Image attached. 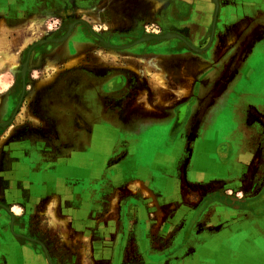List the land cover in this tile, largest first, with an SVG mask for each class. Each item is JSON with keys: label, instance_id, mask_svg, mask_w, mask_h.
Wrapping results in <instances>:
<instances>
[{"label": "rangeland", "instance_id": "rangeland-1", "mask_svg": "<svg viewBox=\"0 0 264 264\" xmlns=\"http://www.w3.org/2000/svg\"><path fill=\"white\" fill-rule=\"evenodd\" d=\"M217 1L0 2V264H189L217 205H263L256 105L239 115L248 152L234 144L222 156L243 161L234 189L208 188L206 176L223 167L192 168L220 96L199 82ZM249 69L219 104L226 117L238 114L236 94L264 86V58ZM183 106L187 118L172 132Z\"/></svg>", "mask_w": 264, "mask_h": 264}, {"label": "crops", "instance_id": "crops-1", "mask_svg": "<svg viewBox=\"0 0 264 264\" xmlns=\"http://www.w3.org/2000/svg\"><path fill=\"white\" fill-rule=\"evenodd\" d=\"M0 2L5 6L7 3L10 5L26 0H0ZM225 3L219 16V33H224L229 40L231 38L224 52L233 51L230 62L227 63L231 75L226 77L232 81L239 73L248 74L251 58L256 56V52L264 51V0H225ZM258 57L264 58L262 54ZM258 88L263 94L264 86ZM257 102L261 104L260 100ZM244 106L240 107L241 114L244 112ZM234 144L238 146L236 142ZM236 153H238L237 149ZM242 162V159L235 155L224 158L222 167L226 168L225 175L208 174L206 176V181L209 182L208 188L212 185L217 187L221 185L220 188H212L211 191L214 193L224 191V188L231 190L226 188L230 185L234 189L241 180L239 174L243 170V165H240ZM234 194L239 195L244 192ZM217 206L216 212L212 213L213 224L201 226L199 234H196L197 236L191 241L195 248L194 255L188 258L193 260H188L192 262L189 264H196L195 259H202L206 264H264V203L257 210L229 204ZM222 215L223 218L220 217ZM218 223L219 229L213 230L212 225Z\"/></svg>", "mask_w": 264, "mask_h": 264}, {"label": "flooded vegetation", "instance_id": "flooded-vegetation-1", "mask_svg": "<svg viewBox=\"0 0 264 264\" xmlns=\"http://www.w3.org/2000/svg\"><path fill=\"white\" fill-rule=\"evenodd\" d=\"M217 2H218L217 4L218 8H217V11H215L214 13V19H215V26H214V35H215L214 40L215 41L214 42L215 44L212 46V48L210 49L208 48V54H207L209 58L208 61L211 64V66L206 71L207 72L206 75L204 76L201 75L199 77V82L201 83L203 81V78L204 79L206 78L207 81L211 83L212 85L216 84L215 86H212V85L211 87L209 86L210 89L207 88V86L206 88L209 92L208 93L209 95L220 94V96L218 97V100L216 101L214 110H211V112L209 113V116H207L206 123L204 124V128L202 131L203 133L201 134V137L197 144L198 148L192 157V161H193L192 168L193 169L198 168L200 170V174H204L205 171L207 170V167L211 163H215L216 166H218L219 168H222V166L224 165V163H222L223 162L222 156H224L223 154L227 151V147L229 146L233 147L235 142L238 145L237 151H238V154L240 153L239 155H242L245 151L248 152V148H247L248 144H246L247 140L245 141V139L240 138V135L243 133L242 132L243 129L240 125L241 122H240V117H239V115L241 114L240 113L241 106L245 105L243 109L244 112L242 114H245L248 111L247 108H248V105L250 104L256 105L257 108H260L261 112H264V97L262 96L264 95V93L262 94L261 89H259L258 92L253 91V89H251L249 93L236 94L239 101H237L234 104V107L238 109V114H232L231 116L226 117L224 115V112L221 111L222 109L219 107V104L224 100L223 99L224 95L232 91V88L235 85L234 81H236V78L240 75V73L232 81H229L226 78L227 76H229V70H230V69L228 70L227 68V63L230 62L233 51L228 50L227 53L224 52V55L220 59L218 60L216 59L218 54L221 55V53L223 52V48L224 46L227 45V42H229V38H227L228 36H226L224 33H219V30H220L219 29V16H220L221 10L223 9V6L226 3H225V0H218ZM220 39H222L223 42H221ZM256 53L257 54L255 57H258V55L260 56V54L264 56L263 55L264 51H262L261 53H258V52ZM221 85H224V88H223L224 90L220 91V93L218 94L213 93V89L218 90ZM204 95H206L205 91L201 95L202 100L204 98H207V96L204 97ZM210 99H212V97ZM258 100H260L261 104L257 102ZM187 113H188V108L186 106H183L176 111L175 120L172 126V132L179 129L184 124L187 118ZM222 121H226L228 124H230L229 126L227 125V129L226 127L225 128L223 127L226 123L220 124L222 123ZM216 143H219V144H217L216 150H215L216 154H214V151L210 152V150L208 149L210 145L212 144L215 145ZM227 144L229 145L227 146ZM230 153H231L230 156L234 155L232 151ZM220 158L222 160H220ZM223 170L225 171L226 168L223 167ZM192 172L196 173L198 171L193 170Z\"/></svg>", "mask_w": 264, "mask_h": 264}, {"label": "bare ground", "instance_id": "bare-ground-1", "mask_svg": "<svg viewBox=\"0 0 264 264\" xmlns=\"http://www.w3.org/2000/svg\"><path fill=\"white\" fill-rule=\"evenodd\" d=\"M163 3V2H162ZM157 4V3H156ZM159 5L160 4H157V7H159ZM162 5V4H161ZM80 10V9H79ZM68 11V10H67ZM82 11H84V10H82ZM81 12V11H80ZM85 12V11H84ZM33 22V21H32ZM186 30V29H185ZM234 32V31H233ZM232 33V32H231ZM235 33V32H234ZM188 34V33H187ZM190 35V34H189ZM231 40V39H230ZM25 44H26V39H24V41L22 42V44L20 45V47L22 48L23 46H25ZM19 50H21V49H19ZM3 58H5V60H7V61H11V60H14V58H15V53H13V54H7V52H4L3 53ZM3 61V60H2ZM232 62V61H231ZM2 63V62H1ZM233 64V63H232ZM232 68H233V66H232ZM183 88V87H182ZM224 88V85H221L220 86V88L218 89V91L217 92H219V91H221L222 89ZM180 90H182V89H180ZM184 90V89H183ZM179 91V90H178ZM177 91V92H178ZM185 92V91H184ZM181 95L183 94L182 92L180 93ZM170 101V100H169ZM249 120V119H248ZM156 137V136H155ZM154 137V138H155ZM140 183V182H139ZM141 184V183H140Z\"/></svg>", "mask_w": 264, "mask_h": 264}]
</instances>
